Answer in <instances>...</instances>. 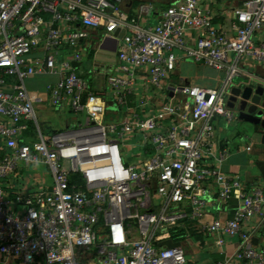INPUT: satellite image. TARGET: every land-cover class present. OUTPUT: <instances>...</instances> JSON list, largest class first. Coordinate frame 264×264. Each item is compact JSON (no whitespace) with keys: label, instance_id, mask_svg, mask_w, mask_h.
<instances>
[{"label":"built area","instance_id":"2783aa9c","mask_svg":"<svg viewBox=\"0 0 264 264\" xmlns=\"http://www.w3.org/2000/svg\"><path fill=\"white\" fill-rule=\"evenodd\" d=\"M124 1L0 0V263L188 264L181 244L164 241L185 230L173 226L199 215L202 184L211 181L221 203L232 190L241 203L232 217L201 230L217 234L218 245L237 239L224 264H264V243L256 246L242 227L255 214L264 216V191H245L238 175L202 162L213 119L235 116L227 101L234 79L245 75L243 59L260 64L264 74V41L254 40L264 25V0H237L229 31L213 21L209 3L215 0H172L146 26L139 20L148 6L128 15ZM99 27L104 38L116 39L109 95L90 89L79 72L83 55L73 50ZM116 29L124 30L120 38ZM178 58L221 69L223 76L213 87L168 86L179 100L132 101L140 81L162 89ZM46 72L60 77L42 93L30 91L26 79ZM104 94L125 112L108 125ZM45 102L67 104L87 123L44 135L35 106ZM125 135L137 138L139 159L125 157ZM35 162L47 167L51 184L11 193L5 178Z\"/></svg>","mask_w":264,"mask_h":264},{"label":"crops","instance_id":"0c3cea01","mask_svg":"<svg viewBox=\"0 0 264 264\" xmlns=\"http://www.w3.org/2000/svg\"><path fill=\"white\" fill-rule=\"evenodd\" d=\"M171 2L172 0H133L130 4V0H125L123 3V10L128 15H135L138 14L141 5L148 6V9L140 16L139 20L141 26H146L154 24L159 19L160 12L169 6ZM238 5L239 2L237 0H215L210 2L209 8L213 14V21L215 25L220 26V28L226 31H229L231 23L234 21L233 9ZM90 32L91 36L80 44L82 50H84V57H82V60L79 64V72L80 75L86 80L87 77H92L90 80L91 83H89L87 80L92 91L104 92L109 95L107 78L115 73L117 67V58L115 52L116 39H112L110 37H103L102 39V27L92 29ZM113 36L115 35L113 34ZM186 36L187 40L191 41V38H194L195 33H190ZM101 39L102 41L99 42ZM254 40L258 42L264 41V25L254 34ZM88 50L89 52L93 50L91 58L87 56ZM96 63L100 65V68L95 66ZM240 66L245 75L236 77L234 82L238 78H247L252 82H259L260 80L264 79L263 68L260 64L250 61L249 59H243ZM207 67L212 68L209 66ZM102 69H105L106 73H104ZM212 69L219 70L216 68ZM219 71L220 75L215 77L209 83L205 80H202L201 84H193L187 82L186 79H181V84L187 83L198 87L216 86L223 76V71L221 69ZM44 74L54 77L55 80L45 84L44 88L40 91L31 90L28 87L27 88L30 91L42 93L48 85L55 83V81H57L60 77L58 72L33 74L26 79V86L27 82L36 79L37 76H44ZM105 75H107V77H105L106 79L104 81L103 78ZM200 77L202 78L203 76L200 74L194 76V79L197 81ZM139 84H141V82L138 83L135 90H138ZM162 86V90L166 94L163 99H157L154 95L142 96L138 99L135 97V95H132L131 99L132 101H137L141 98L147 97L152 99L154 104H160L161 102L167 101L169 98L175 96L173 95V92L171 96L169 95L171 89H169L168 86L174 87L172 84H166ZM138 91H141V89ZM43 107L41 109H43ZM53 110L58 113V126L56 127H58V129L60 126L66 127L57 131H73L76 128L83 127V125L87 123L86 115L85 117H82L81 115L77 117L75 115L76 113L71 111L67 104L59 106L58 108H53ZM63 111L65 113H70V116L65 115ZM213 126L214 128L211 144L204 150L202 162L207 166L215 168L223 174L238 175L241 186L245 191L249 192L256 189L264 191V143H262L260 140V134L257 133L251 135L249 131L245 130L234 117L229 120L226 117L216 116L213 119ZM219 154L223 155V159L220 161L218 160ZM139 156L140 155H136L135 158L133 160L130 159V161L139 159ZM48 176L49 177L45 179L43 185H38L36 188H33V190L47 188L51 184L49 172ZM218 187V184L211 181H207L206 183L202 184V188L205 190V196H203L205 199V205L199 210V215L195 216L194 219L184 221L179 226H173L185 227L184 229L186 231V236L191 234H187L188 231H192V233L195 235L200 236L205 234L207 238H210L212 246L216 248L215 252L218 256L215 261L207 264H224L226 261H228L229 257H231V253L238 244L236 238H229L226 239L222 245H218L216 241L219 236L217 234L207 233V231L201 230V227H205L216 218L221 219L232 217L235 210L241 203L237 193L234 190H232L229 202L227 204L221 203L216 193ZM152 198L156 201L158 200L157 195H152ZM242 227L246 232L250 233L251 239L256 246H260L264 243V216L255 214L249 220L243 223ZM181 246L183 247L182 243ZM227 264L241 263L232 261Z\"/></svg>","mask_w":264,"mask_h":264},{"label":"rangeland","instance_id":"374dc122","mask_svg":"<svg viewBox=\"0 0 264 264\" xmlns=\"http://www.w3.org/2000/svg\"><path fill=\"white\" fill-rule=\"evenodd\" d=\"M101 36L103 39V33ZM102 39L99 42H101ZM73 50L80 51L84 57V50H82L80 44L76 45ZM175 53L178 57L181 55L179 50H176ZM95 66L100 68V65H98L97 63ZM102 71L106 73L105 69H102ZM200 74L203 77H200L196 81L194 79V76ZM42 75L37 76L36 79L27 82V87L31 90L40 91L44 88L45 84L55 80L54 77L48 76L46 74H44V76ZM219 75V70L208 68L206 65L194 62L190 58H178L176 61L175 69L171 71L166 78L163 79L162 85L172 84L174 87H179L181 85V79H186L187 82L193 84H201L202 80H205L209 83ZM140 82L141 84H139L138 90L141 89V91H134V95L137 99L142 96L150 95H154L157 99H163L165 97L166 94L162 89L157 87H150L143 81ZM104 97L106 99L104 125L112 124L113 122L121 120L125 114L124 110L121 107H118L116 104L112 103L106 96V94H104ZM180 98H182V95L180 93H176L175 97H173L172 100L175 101L179 100ZM42 107V105L35 106V114L37 117V123L44 135H49L57 130L66 128L60 126L58 129V127H56L58 126V113L53 110V107H51L48 102L44 103L43 109H41ZM145 110L147 111L148 109ZM63 113L70 116V113H65L64 111ZM75 115L77 117H79V115L85 117V114L83 112L76 113ZM77 129L80 128H76L75 130ZM122 141L124 150L123 152L127 159L133 160L136 155L141 154V151L137 146L138 142L136 137L125 135ZM48 177L47 167L43 164L35 162L27 166L18 165L16 171L10 173L9 176L5 178V186L9 189V191H11V193H15L16 191H18L27 194L29 193L28 191L31 192V190H33V188H36L38 185H43L45 179H47ZM184 231L185 230H180L179 232H181V236H183V250L185 252V257L188 261V264H207L212 263L213 261H215V259H217L218 255L215 252L216 248L212 246L210 238H207L205 234H202L200 236L195 235L192 233V231H188L187 234H191L189 236H186V233Z\"/></svg>","mask_w":264,"mask_h":264},{"label":"water","instance_id":"95a60500","mask_svg":"<svg viewBox=\"0 0 264 264\" xmlns=\"http://www.w3.org/2000/svg\"><path fill=\"white\" fill-rule=\"evenodd\" d=\"M123 33V29L114 31L118 38ZM169 95H172V90ZM227 107L234 111V118L245 130L251 135L260 134V140L264 143V79L252 82L247 78H238L230 89Z\"/></svg>","mask_w":264,"mask_h":264},{"label":"trees","instance_id":"16d2710c","mask_svg":"<svg viewBox=\"0 0 264 264\" xmlns=\"http://www.w3.org/2000/svg\"><path fill=\"white\" fill-rule=\"evenodd\" d=\"M92 51H93V50H91L90 52H89V50L87 51V52H88V55H87V56H88L89 58L92 57V54H93ZM105 77H107V75L104 76V78H103L104 81H105V79H106ZM91 78H92V77H87V80H88L89 83H91V82H90ZM181 238H182L181 236H176V235H175V236H173V237H171V238H169V239H166V240L164 241V243H165L166 245H168V246H172V245H180V244L182 243V241H183V240H181Z\"/></svg>","mask_w":264,"mask_h":264}]
</instances>
